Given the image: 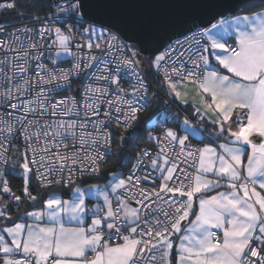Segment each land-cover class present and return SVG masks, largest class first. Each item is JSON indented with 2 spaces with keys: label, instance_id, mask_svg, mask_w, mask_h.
Wrapping results in <instances>:
<instances>
[{
  "label": "snow or ice",
  "instance_id": "1",
  "mask_svg": "<svg viewBox=\"0 0 264 264\" xmlns=\"http://www.w3.org/2000/svg\"><path fill=\"white\" fill-rule=\"evenodd\" d=\"M18 8L0 264H264V0L0 2Z\"/></svg>",
  "mask_w": 264,
  "mask_h": 264
},
{
  "label": "trees",
  "instance_id": "2",
  "mask_svg": "<svg viewBox=\"0 0 264 264\" xmlns=\"http://www.w3.org/2000/svg\"><path fill=\"white\" fill-rule=\"evenodd\" d=\"M34 2V0H17V3L18 4H29V3H32ZM29 11H33L31 9H26V8H18L17 11H7L5 12L3 15H2V18L1 20L3 22H7L8 24H17V23H21L23 21H26L27 19L26 18H22L19 13L20 12H29ZM152 78L153 82L154 83H157V80L158 78L156 77V75L154 74V71L152 73L151 76H149ZM177 102V101H176ZM160 103H161V99H160ZM178 103V102H177ZM179 104V103H178ZM180 105V104H179ZM181 106V105H180ZM182 110L184 111L185 114H188L187 112H185V108L183 106H181ZM148 141L147 140H143L142 143H147ZM193 142H196V141H193ZM125 147H127L130 151H131V144H128V145H125ZM135 160V154L133 153L129 158H128V164H127V168H122L120 169L121 171L127 173V170L131 168V165L133 164ZM10 181H11V186L13 187V190L17 192V194H19V189L22 185V179L20 177H13V176H10ZM92 182H95V181H90V183ZM38 187V185L36 186ZM53 191L55 189H52ZM5 199H7L5 197Z\"/></svg>",
  "mask_w": 264,
  "mask_h": 264
},
{
  "label": "built area",
  "instance_id": "3",
  "mask_svg": "<svg viewBox=\"0 0 264 264\" xmlns=\"http://www.w3.org/2000/svg\"><path fill=\"white\" fill-rule=\"evenodd\" d=\"M0 2H3V0H0ZM8 11H10V10H8ZM5 12H7V11L0 10V23H5V22H3V21L1 20L2 15H3ZM27 23H29L28 20L23 21V22H21V23H17V24H9L10 27L7 29V31H11L12 28L21 27L23 24H27ZM61 66L64 67V66H67V65H66V64H62ZM154 74H155V72H154ZM155 75H156V74H155ZM149 80H151V81L153 82V80H152L151 77H149ZM153 83H154V82H153ZM154 84H155V83H154ZM161 103H163V97H161ZM168 112H169V113L179 112L181 117L184 116V115H186V114L184 113V111L182 110L181 106H180L176 101L173 103L172 106H170V107L168 108ZM193 143L196 144V142H193ZM143 145L152 146V145L150 144V142L142 143V146H143ZM197 146H199V145H197ZM133 163H135V160H134ZM189 171H191V169H189ZM139 174H142V173H139ZM7 178L10 180V176H8ZM157 183H158V182H157ZM5 197H6V196H5ZM6 198H7V197H6Z\"/></svg>",
  "mask_w": 264,
  "mask_h": 264
},
{
  "label": "crops",
  "instance_id": "4",
  "mask_svg": "<svg viewBox=\"0 0 264 264\" xmlns=\"http://www.w3.org/2000/svg\"><path fill=\"white\" fill-rule=\"evenodd\" d=\"M181 106H183L185 109L187 108V113H191L193 110L191 109V108H188L187 106H185V105H182L179 101H177ZM183 118V116L181 117V119ZM205 135H207V133H205ZM205 142H207V141H205ZM221 142H223V141H221ZM199 146H202V145H199ZM125 174H127V173H125ZM92 183H95V182H92ZM225 189H218L217 191H224ZM210 195L211 194H214V193H209ZM65 198H68L67 196H65ZM92 203H95L96 201H91Z\"/></svg>",
  "mask_w": 264,
  "mask_h": 264
}]
</instances>
